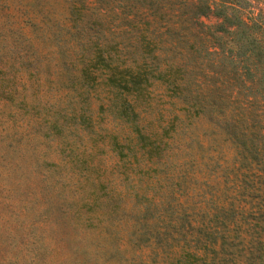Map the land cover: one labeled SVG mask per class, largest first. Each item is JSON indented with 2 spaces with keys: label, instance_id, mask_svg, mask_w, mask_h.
<instances>
[{
  "label": "rangeland",
  "instance_id": "374dc122",
  "mask_svg": "<svg viewBox=\"0 0 264 264\" xmlns=\"http://www.w3.org/2000/svg\"><path fill=\"white\" fill-rule=\"evenodd\" d=\"M238 4L245 30L207 12L188 24L206 37L148 46L135 9L126 25L100 0H0V264H252L264 181L227 125L264 124V78L241 73L264 56V0ZM118 64L159 73L133 85Z\"/></svg>",
  "mask_w": 264,
  "mask_h": 264
},
{
  "label": "trees",
  "instance_id": "16d2710c",
  "mask_svg": "<svg viewBox=\"0 0 264 264\" xmlns=\"http://www.w3.org/2000/svg\"><path fill=\"white\" fill-rule=\"evenodd\" d=\"M90 0H69L71 13L75 12L78 16L89 15L86 9V4ZM103 3L111 4V10L117 11V15L119 16V20L124 21L126 25H128L129 21L133 20V14L131 13V9H135V13L138 14V20L140 24L144 25L143 28H139L136 32V41H139L145 45H150L157 41H176L175 38L182 40L183 42L190 41L189 35L192 36L195 34L202 35V37H206V34L203 30L197 29L195 26H188L190 22L196 18L200 14H205L207 12H212L218 18L215 23L214 28L217 30H226L228 27L226 24L231 25L232 30L237 32L236 26L242 24L241 29L245 30L250 25L248 22H245L241 17L237 14H234L228 8H235L238 6L239 0H100ZM104 11V10H103ZM100 11V12H103ZM106 12V11H105ZM175 12V16H169L171 13ZM101 14V13H99ZM147 14V15H146ZM156 19L157 21H162L166 23L162 29V33H165V37H155L152 38L147 34L149 30L146 28L150 27V21ZM175 21L182 24L184 28H178L174 23H170L168 21ZM172 21V22H173ZM154 33L153 31H151ZM199 33V34H198ZM176 34V37H173ZM167 38V39H166ZM248 42H255L254 38L250 36L247 39ZM151 44V45H152ZM262 44L264 48V43ZM144 45V46H145ZM97 52V51H96ZM98 53V52H97ZM96 53V54H97ZM263 52H255L254 58L252 59L253 64L245 62L242 64L241 73L242 76L246 78V80H261L264 78V56H262ZM102 58V55H100ZM137 67L134 69L130 66H120L115 65L113 68L118 72L119 75L123 76L124 74L128 75L130 82L135 85L141 82L144 79H147L148 75H156L155 72H158L154 67L151 69L144 68L143 65H136ZM230 71L236 74L233 68H229ZM154 71V72H153ZM215 70H212L213 72ZM159 73V72H158ZM225 73V72H224ZM161 74V73H160ZM158 77V76H157ZM114 78V75L111 74V78ZM117 79V78H114ZM218 85L223 83V79H217ZM216 85V86H218ZM264 88V85L262 84ZM219 90L217 87H213L210 91L217 93L222 96L221 92H216ZM222 97L220 100L222 101ZM223 102V101H222ZM228 131L230 134L231 140L234 142V148L236 149V154L239 158H243L246 164H249L252 160L257 163L256 170H258V178L264 181V124L260 122L251 121L249 124V131L245 132L237 123V118L228 123ZM238 130V131H237ZM137 133L140 137H142V133L138 128H136ZM248 136H247V135ZM263 221V220H262ZM261 222H257L255 229V236L253 239H256V244L254 245L252 255L250 261L252 264H264V246L262 243V239L260 238V231H264V225ZM246 232V231H245ZM244 232V233H245ZM238 236H241L237 231ZM237 233L235 235H237ZM208 241L201 242L202 240L197 239L199 243L203 246L202 250L205 248H209L212 251H219L222 246L226 244L225 236L220 234L218 240L216 236H211L207 234ZM195 240V239H194ZM206 243V244H205ZM199 247V246H197ZM255 251V252H254ZM254 253H256L254 255ZM219 260V261H218ZM233 262H228L227 259L222 255L218 256L215 260L207 261L206 264H232ZM233 264H238V262H234Z\"/></svg>",
  "mask_w": 264,
  "mask_h": 264
}]
</instances>
